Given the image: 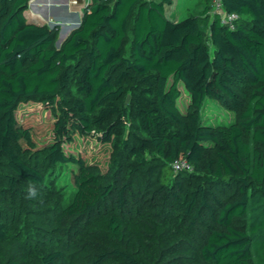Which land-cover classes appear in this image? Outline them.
<instances>
[{"label": "trees", "instance_id": "16d2710c", "mask_svg": "<svg viewBox=\"0 0 264 264\" xmlns=\"http://www.w3.org/2000/svg\"><path fill=\"white\" fill-rule=\"evenodd\" d=\"M30 1L0 0V163L6 157L17 174L8 179L13 190L22 181L54 189L55 174L25 157L29 129L18 128L15 110L29 98L51 104L71 84L70 108L40 152L52 166L74 168L63 225L81 243L72 257L53 247L30 255L0 220V264H264V0H223L234 28L210 18L213 0L182 19L168 15L170 0H89L60 46L55 28L27 20ZM131 72L147 87L135 105L140 132L126 145L137 160L128 172L114 157L116 124L106 123L122 110ZM215 100L237 119L208 122ZM90 143L92 152L72 148ZM104 151L113 164L97 162ZM147 151L162 160L156 188L135 176ZM179 158L193 170L175 172Z\"/></svg>", "mask_w": 264, "mask_h": 264}, {"label": "rangeland", "instance_id": "374dc122", "mask_svg": "<svg viewBox=\"0 0 264 264\" xmlns=\"http://www.w3.org/2000/svg\"><path fill=\"white\" fill-rule=\"evenodd\" d=\"M87 3L89 0H86ZM167 13L175 19H182L188 14L202 15L204 10L203 0H170L167 5ZM214 10V0L211 5L212 17ZM86 7L81 9L80 16L84 14ZM26 18L34 17L39 22L46 23L50 28L54 26L55 44L61 45L65 37V31L62 30L63 24H58V20H49L44 17L41 12L35 9L34 4L30 1L28 7L24 11ZM59 22V21H58ZM57 22V23H58ZM61 23V22H60ZM73 23V22H71ZM75 24L80 21H75ZM74 24V25H75ZM132 41V32L130 31L126 40V52H129ZM127 91L121 98V112L108 120L106 125L116 124L115 131V156L125 161L128 165V172L131 169L129 162L137 165L134 155L127 153L126 145L134 141V135L139 133V120L136 116L135 105L142 101L144 95L143 90L147 87L143 78L135 72H131V76L126 79ZM74 91L69 84L61 93V95L51 104L45 103L39 98H29L18 102L15 116L18 120V128L20 130L29 129L23 135L24 145L28 148L26 159L32 164L45 171L54 173L56 185L54 189L40 188L32 183L22 181L19 183L17 190H13L9 183V177L17 176L13 169L9 166L8 159L3 157L0 163V220L8 224L10 231L15 234V240H22V243L28 248L30 255L37 254L43 248H57L63 250L66 254L71 253L73 256L78 252L81 238L75 228L64 229L63 225V209L70 202V196L75 188L74 168L69 165L52 166L47 153L40 152V149L51 139V125L55 119L62 117L69 110L71 98ZM182 110L187 109L188 97L186 94L178 101ZM206 119L213 124L230 123L237 119L235 111L226 106L222 101H209L205 108ZM252 148L256 147V143L252 138V133L248 137ZM72 145L75 151L87 150L92 152L96 149V145L90 143L87 145ZM98 152V151H96ZM122 152V157L120 153ZM146 162L138 165L135 176L143 185H150L151 188L159 186L157 181L158 168L162 164V160L155 151H147L144 155ZM111 154L104 151L97 158L103 166L113 164ZM185 176L182 180L185 185L193 186L197 182V178L191 173H181ZM21 179L20 177H18ZM30 191L39 192L36 195ZM169 204L166 206L168 208ZM181 209L176 211L177 216ZM163 212L160 216H164Z\"/></svg>", "mask_w": 264, "mask_h": 264}, {"label": "crops", "instance_id": "0c3cea01", "mask_svg": "<svg viewBox=\"0 0 264 264\" xmlns=\"http://www.w3.org/2000/svg\"><path fill=\"white\" fill-rule=\"evenodd\" d=\"M31 2L34 4L35 9L41 12L46 19L49 20L48 16H50L54 21H59H55V27H57L58 24H63L62 30L64 29L65 31V37L69 36L73 28L77 25L74 22L82 19L83 15L80 16L81 9L83 7L85 8V4L87 3V1L84 0L82 3H74V0H31ZM37 17L38 15H34V17H30L27 20L41 25L46 24L44 22H39L36 19Z\"/></svg>", "mask_w": 264, "mask_h": 264}, {"label": "built area", "instance_id": "2783aa9c", "mask_svg": "<svg viewBox=\"0 0 264 264\" xmlns=\"http://www.w3.org/2000/svg\"><path fill=\"white\" fill-rule=\"evenodd\" d=\"M74 3H77V1L74 0ZM85 6L87 9L88 8L87 3L85 4ZM213 14H216L220 17L221 23L223 25H226L230 28H234L236 14L225 10L223 0H214ZM173 168L175 172L193 170V166L186 158H179L175 160V162L173 163Z\"/></svg>", "mask_w": 264, "mask_h": 264}, {"label": "water", "instance_id": "95a60500", "mask_svg": "<svg viewBox=\"0 0 264 264\" xmlns=\"http://www.w3.org/2000/svg\"><path fill=\"white\" fill-rule=\"evenodd\" d=\"M82 2H83V0H77V3H82ZM91 4H92V3L88 2V3H87V6H90ZM81 21H82V19L80 20V23L77 24V25L73 28V30L76 29V28H78V27L81 25ZM52 28H54V26H53ZM73 30H72V31H73ZM58 46H60V45L58 44Z\"/></svg>", "mask_w": 264, "mask_h": 264}]
</instances>
